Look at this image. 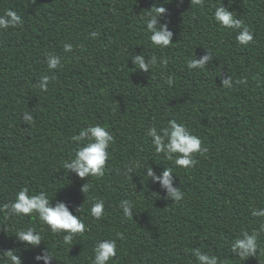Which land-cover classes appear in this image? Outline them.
<instances>
[{
	"label": "trees",
	"instance_id": "1",
	"mask_svg": "<svg viewBox=\"0 0 264 264\" xmlns=\"http://www.w3.org/2000/svg\"><path fill=\"white\" fill-rule=\"evenodd\" d=\"M221 3L244 20L251 43L240 44L237 31L215 22ZM159 5L167 9L160 23L173 33L167 48L153 45L145 26L146 14ZM6 9L22 23L0 29V204L24 186L44 191L74 214L81 206L86 231L70 246L35 214L0 213V264L8 250L22 264H44L35 256L47 248L56 257L51 264H92L101 239L117 244L107 264H208L196 259V250L216 255L218 264H264V232L256 256L241 260L231 249L242 231L264 223L252 215L264 209V0H205L202 7L191 0H0V15ZM48 55L60 58L58 69H48ZM136 55L168 63L145 71L133 63ZM205 56L203 69L187 67ZM242 78L247 82L239 84ZM171 119L206 149L195 154L194 167L155 153L147 131ZM97 123L115 141L105 175L81 179L62 167L78 147L71 137ZM150 167L157 176L171 168V187L183 198L176 201L148 177ZM98 199L105 214L95 219L90 208ZM123 199L132 201V219L118 207ZM25 227L45 240L19 241L14 233Z\"/></svg>",
	"mask_w": 264,
	"mask_h": 264
},
{
	"label": "clouds",
	"instance_id": "2",
	"mask_svg": "<svg viewBox=\"0 0 264 264\" xmlns=\"http://www.w3.org/2000/svg\"><path fill=\"white\" fill-rule=\"evenodd\" d=\"M205 0H191V5L202 7ZM167 9L163 5L155 6L146 14L145 26L147 32L150 33V41L153 45L159 48H167L171 43L173 33L168 29L167 23H160L163 19V14ZM214 20L219 26L227 29L237 31L236 39L240 44L247 45L253 41V33L245 25L243 19H237L233 11H229L223 3L215 8ZM22 23V18L13 9H6L3 15H0V29H7L15 27ZM91 37H97V32H91ZM64 50L67 52L72 51L73 46L65 43ZM209 59L208 56L202 59H192L187 62L189 69H203L205 61ZM147 60V62H145ZM133 63L139 69L147 71L153 68L157 63L161 66H166L168 63L167 58H161L159 61L157 57L145 58L143 55H136ZM61 66L59 57L47 56V67L49 70L58 69ZM44 81H48L49 77L44 76ZM239 84L246 83V79H239ZM173 78H167V84L171 86ZM224 85L230 88L228 80H224ZM38 87L47 91L45 83H40ZM28 121L32 122V117H28ZM147 136L151 138V143L157 155H163L168 161H174L178 167L188 169L194 167L197 163L194 158L195 154L206 149H202L201 139L190 132L189 128L175 119L167 122V125L161 129L151 127L147 131ZM71 140L75 142L78 147L72 157L66 160L63 164V169L70 173H75L79 178L83 179L86 176L103 177L105 175L106 162L109 159V149L115 141L112 133L101 124L97 123L90 125L87 128H82L78 134H74ZM133 165L139 166L140 161L133 160L129 162ZM128 163V164H129ZM172 169L166 167L161 175L154 174L153 169L147 168L146 175L155 181H159L163 187L168 188L169 195L174 197L176 201L183 198V193L171 187ZM88 183L81 187V191L86 193L89 190ZM53 198L40 191L33 193L27 186L19 188L12 200L7 203L0 204V213L5 217H22L37 215L38 219L48 226L52 233H63V242L66 245H73L74 237L79 234L83 235L86 231V225L79 215L82 211L81 206L73 211H70L68 205L57 200L52 203ZM122 209L124 217L132 219V212L130 208L133 207L132 201L123 199L118 205ZM90 214L95 219H100L105 214V204L101 199L96 200L91 204ZM252 215L256 217H264V209H253ZM264 232V223L260 224L259 229H253L251 233L247 230L242 231L243 238H236L232 244L231 249L233 252L238 253V257L243 260L249 256H256L259 249L258 238L260 233ZM16 238L24 242L26 245L38 246L42 240H45L42 234L32 227H25L17 230L15 233ZM121 238H122V234ZM71 248V247H70ZM264 251V250H261ZM92 264H107V262L117 255V244L115 240L101 239L98 240L93 249ZM2 254L6 264H22V260L16 251L8 250ZM195 257L199 262L207 261L208 264H218V257L210 255L206 252L196 250ZM56 258L52 251L47 248L42 250L41 253L35 256V260H43L44 264H51L52 260ZM219 264H225L220 260Z\"/></svg>",
	"mask_w": 264,
	"mask_h": 264
}]
</instances>
